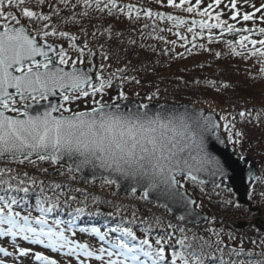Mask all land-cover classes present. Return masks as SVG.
<instances>
[{"label": "snow or ice", "instance_id": "obj_1", "mask_svg": "<svg viewBox=\"0 0 264 264\" xmlns=\"http://www.w3.org/2000/svg\"><path fill=\"white\" fill-rule=\"evenodd\" d=\"M153 2L171 11L123 0H0V264H264V229L253 225L258 238L246 240L226 230L223 219L218 224L216 215L203 214L214 198L224 210L245 207L231 187L222 188L232 177L216 145L231 148L233 171L247 172L248 202L264 206V165L257 171L236 151L246 139L237 125L260 127L264 106L217 118L159 103V86L132 100L125 86H140V74L154 68L113 53L112 42L125 43L114 25H102L91 39L83 27L92 11L115 20L143 17L148 22L130 31L161 42L165 56L185 58L198 49L217 59L255 58L264 74V3ZM67 25L79 26V34ZM226 34L237 39L225 40ZM198 40L222 42L228 51ZM127 44L156 52L131 35ZM216 83L203 80L212 88ZM97 186L101 193L114 188L112 198L94 194ZM120 190L128 203L116 199ZM149 204L162 212H141Z\"/></svg>", "mask_w": 264, "mask_h": 264}, {"label": "trees", "instance_id": "obj_2", "mask_svg": "<svg viewBox=\"0 0 264 264\" xmlns=\"http://www.w3.org/2000/svg\"><path fill=\"white\" fill-rule=\"evenodd\" d=\"M123 2L143 4L154 10L171 11V9L167 8L159 9L153 0H123ZM32 3H35V0H32ZM8 10L18 11L14 8ZM244 10L251 11V8L245 7ZM45 11H47V9H45ZM66 14L67 10H65V15ZM177 14L181 13L177 12ZM147 22L148 21L144 20L143 17L135 22L129 21L123 16H121L119 20H115L107 16L101 17L99 13L94 11L90 12L89 18L83 21V27L87 28L89 39H91V33L102 25H114L116 30L124 33L123 39L125 43L118 44L112 42L111 48L113 53H117L120 57L126 56V58L131 60L136 66L147 65L150 68H154V73L142 72L140 74L142 78V84L140 86L134 84H128L125 86V90H128V92L130 91L132 94L131 96L137 101L142 99L145 93L154 91V86H159L161 89L159 101L176 104L189 103L198 107H206L216 110L220 116L227 115L229 112L235 114L243 108L255 107L256 109H260L264 106V74L260 73L259 64L255 58L245 60L242 57L233 55H222L217 59L209 53L197 49L194 50V54L191 56L186 55L185 58L173 59L171 54L168 56L163 55L162 49L164 48V45L161 42L154 39L142 41L139 32L130 31L132 29L141 28L142 25ZM249 26H251L250 22ZM66 30L79 34V26L67 25ZM147 31L148 30H145V32ZM129 35L137 41V45L140 43L155 45L156 52L142 49L138 46L133 48L128 45L127 39ZM164 35H166L168 39H175V37L170 34L164 33ZM224 39L235 40L237 37L232 34H226ZM50 40L58 42V38L56 37H52ZM99 42L104 43L105 41L102 40ZM197 43H205V45L211 47L213 51H220L222 53L228 51L222 42L208 44L206 40H198ZM105 47H109V44L105 43ZM124 49H128V52L125 53ZM183 51V48H176V52ZM157 61H159V63H157ZM96 62L97 64L99 63V57H97ZM112 63L113 68H115L119 61L114 58ZM201 63L204 64L205 67H197V65ZM177 77H183V81H187L188 83L185 84L183 81L177 80ZM205 78L215 80L217 82L216 88H218L219 91H217L216 88L205 86L203 84ZM193 80H200L202 83L200 85H195L192 83ZM224 84H228L229 87L224 88ZM165 89L167 90L165 91ZM136 92H140L141 96L137 97L135 95ZM237 119H239V117H237ZM237 127L242 128L245 131L246 139L242 147L237 146L236 151L251 157L260 169L261 165H264V124H261L260 127L238 124ZM224 135L226 136V133H224ZM49 176L52 178H58V175L53 171H50ZM211 187L212 185H209V188ZM106 191L110 193L111 189H107ZM94 194L101 195L98 186ZM222 195L228 197L230 194L224 189ZM231 195L236 199V196L233 193ZM108 198L111 199L112 197L108 196ZM116 199L128 203L131 200V197H129L128 194H123L117 196ZM205 205L203 211L207 212L209 216L216 215L218 224L220 220L223 219L226 230H235L238 236L240 234H245L246 240L248 236L258 238L257 233L251 230L254 225L253 223H248L245 227L239 229L235 226L234 219L250 213L246 210V208H248L247 206L240 209L224 210L219 207L216 198L213 199V203L211 204H208L207 201H205ZM102 207L105 208V210H111L108 209L106 205H103ZM149 208L159 214L157 209L153 208L150 204L140 205L141 212L151 215V213L147 211ZM262 224L264 225V222H262ZM204 227H207V225ZM200 230L203 231V227H201ZM78 239L85 240L88 239V237L78 234ZM225 239L227 240V237H225Z\"/></svg>", "mask_w": 264, "mask_h": 264}, {"label": "water", "instance_id": "obj_3", "mask_svg": "<svg viewBox=\"0 0 264 264\" xmlns=\"http://www.w3.org/2000/svg\"><path fill=\"white\" fill-rule=\"evenodd\" d=\"M134 100V99H132ZM160 103H165V102H160ZM169 104V103H167ZM169 105H173V104H169ZM183 105H189V104H183ZM191 107H194L192 105H189ZM196 108V107H194ZM198 109V108H196ZM205 112H210L213 113L214 116H216L217 118H219V115L216 112L213 111H209L206 109H203ZM218 151L219 154L221 155L222 159L225 160L227 165H230V167H228V176L232 177V179H227L225 178L223 181L222 185H227L228 187H231L233 190V193H235L237 195V200L241 203V204H249L248 200H247V187H248V180H247V172L245 171L244 173H241L239 171V169H236L235 171H233V168L235 167L234 164H232L233 161L236 160V157L234 155H231L232 150L231 149H224L223 146L221 145H216L215 146ZM250 162H254L249 158ZM255 163V162H254ZM241 167H245L244 165H241ZM256 170L258 171V169L256 168ZM113 191H115V189H113ZM122 193H127L126 191L120 190L119 194ZM253 209V208H251ZM206 214V213H203ZM207 215V214H206ZM245 223H240L239 226L244 225ZM256 226H258L261 229H264V227H261L258 223V221L255 222Z\"/></svg>", "mask_w": 264, "mask_h": 264}, {"label": "rangeland", "instance_id": "obj_4", "mask_svg": "<svg viewBox=\"0 0 264 264\" xmlns=\"http://www.w3.org/2000/svg\"><path fill=\"white\" fill-rule=\"evenodd\" d=\"M206 2H207V0H206ZM240 2L242 4L243 0H240ZM250 3H255L258 6L260 3H264V0H250ZM83 106H84L83 103H81V107H83ZM261 216L264 219V213H262V215L258 214L257 217L260 219ZM49 254H51V253H49Z\"/></svg>", "mask_w": 264, "mask_h": 264}]
</instances>
